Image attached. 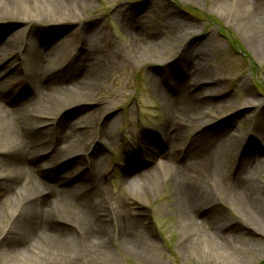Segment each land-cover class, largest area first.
Here are the masks:
<instances>
[{"label": "bare ground", "instance_id": "1", "mask_svg": "<svg viewBox=\"0 0 264 264\" xmlns=\"http://www.w3.org/2000/svg\"><path fill=\"white\" fill-rule=\"evenodd\" d=\"M213 2L216 8L226 5L221 0ZM90 5V0H0V18L3 14L19 15L18 9L25 7L27 14L23 19L43 20L41 8H47L52 10L54 20L68 25L70 33L81 37L77 42V53L64 52L65 49L59 51L55 47L44 50L46 42L41 41L42 46L33 50L34 58L29 68H23V75H17L18 83H14L16 79L11 73L15 70L10 69L7 62L13 64L21 59L26 50L24 46L32 45L33 36L27 34L22 38L0 32V71L7 72L6 78L11 82L6 88L0 81V144L8 143L0 145V157L5 161L0 191L12 200L20 199L24 205L22 212L13 211V224L4 229L0 227V259L5 264H33V257L27 253L34 249L44 252V256L61 258L65 264L93 261L99 264L112 259L118 250L139 254L155 240L153 230L145 223L148 219L142 215L134 217L132 208L111 194L100 169L106 157L96 160L98 150L92 155L87 154L85 146L89 131L85 125L89 113L62 121L58 126L53 125L52 120L44 119L52 116L44 109L46 103L60 102L64 107L87 105L104 84L109 68L125 63L131 52H146L158 49L160 45L152 35L143 37L142 27L133 24L129 28V37L134 51L129 54L120 50L111 56H102L93 44L105 42V28L75 24L81 19L80 7ZM32 6L37 9L35 14L30 13ZM233 10L236 17L238 15L237 21L253 22L254 12L255 24L259 19L260 26L264 25L261 21L264 6L259 9L256 4L251 6L245 0H238ZM63 43L62 40L58 45L63 47ZM256 47L258 52L263 51L258 45ZM48 57L60 59L59 69L49 67L50 61H44ZM192 62L184 57L176 80L168 83V89L159 88L168 109L158 131L163 137L161 143L164 146L166 143L168 151L157 153L153 168L140 165L123 168L122 188L131 196L140 190L152 191L159 175L172 166L177 192L181 196L180 212L187 229L193 226L199 233H205V237L224 244L233 243L236 248L242 236L250 231L264 238V180L260 176L263 164L259 163L264 155V125L256 130L257 134L248 135L232 133L224 136L211 129V121L220 117L216 108H222L229 96H224L221 80L214 82L215 79L198 67L200 64ZM28 76L32 77L31 82H25ZM260 102L248 93L242 106L257 109ZM44 125L48 127L44 128ZM194 126L199 130L186 142L183 133ZM43 129L55 134L54 139L45 137L50 141L42 152L38 150L47 140L41 135L48 132ZM98 136L106 146L117 144L113 129L103 128ZM138 139V152L145 154L154 149L145 134ZM246 139L256 141L258 146L245 148L246 155L239 160L235 176L227 180L218 159L234 149H242L245 144L250 145ZM221 144L225 145L224 149ZM179 152L184 155L180 157ZM231 207L235 212L239 209L240 218L237 214L229 215ZM13 230L19 232L13 234ZM9 236L11 239L4 247ZM1 248L6 250L3 252Z\"/></svg>", "mask_w": 264, "mask_h": 264}, {"label": "rangeland", "instance_id": "2", "mask_svg": "<svg viewBox=\"0 0 264 264\" xmlns=\"http://www.w3.org/2000/svg\"><path fill=\"white\" fill-rule=\"evenodd\" d=\"M90 1L92 5L80 7L81 19L75 24L80 27L102 26L105 28L107 36L105 42L93 44L102 56H111L120 50L130 54L133 47L129 28L133 24L135 26L139 24L142 27L143 37L152 35L160 41L158 49L131 52V56L125 63H117L113 68H109L104 84L87 105L64 107L65 105L60 102H50L44 106V109L52 115L44 119L52 120L55 126L60 125L62 121L78 119L89 113L85 125L89 131L88 144L85 143L87 154L92 155L98 150L96 160L102 156L106 157L100 169L105 175L111 194L119 201L128 204L133 210L134 217L145 216L148 219L145 223L155 234V240L141 253L134 254L132 251L116 249L118 251L112 259H105L104 261L107 262L99 264H264V238L256 232L250 231V234L242 236L239 240L240 244L234 248L233 243L224 244L205 237V233H199L193 226H188L187 229L180 212L181 196L177 192L173 176L175 170L172 166L165 168V172L159 175L157 185L152 191L140 190L135 196L125 192L121 178L123 168H133L135 165L153 168L157 153L163 154L168 151L166 143L165 146L161 143L164 141L158 131L168 109L165 97L159 92V88H166V83L170 84L176 80L178 68L182 66L184 57H187L189 62L193 61V64H200L198 67L203 69L206 75L215 79H212L214 82L217 79L221 80L223 94L229 96L227 102L220 104L222 108H216L215 112L220 117L211 121L209 124L211 129L218 130L224 136L232 133L257 134L256 130L264 125V119H261L264 116V25L260 26L259 19H256L255 24L254 12L253 22L237 21L238 15L236 17L233 5L238 0H221L226 2L222 8H216L213 0ZM245 1L251 6L256 4L259 9L264 6V0ZM18 12L19 15L3 14L4 17L0 18L2 34L6 36L17 34L22 38L30 34L33 36L34 46L39 48L42 46L41 41L46 42V45H43L44 50L55 47L59 51L65 49L64 52L79 51L77 42L81 39L80 34L70 33L68 25L65 26L54 20L52 10L41 8L43 20L23 19V16L27 14L25 7L18 9ZM36 12L37 9L32 6L30 13ZM261 21L264 24V17ZM254 39L256 42H253ZM62 40L65 43L63 47L58 45ZM256 45L263 51L258 52ZM22 57L24 59L22 63L16 61L12 65V62H7V66L15 67V73H11L15 79L17 75H23V68H29L34 55L28 54L25 58L24 55ZM44 61H50V68L59 69V58L48 57ZM4 75V73L0 74V79L8 86L11 82ZM31 81L32 77L28 76L25 79V82ZM248 93H252L261 100L257 109H246L242 106ZM47 127L46 125L44 128ZM103 128L114 130L117 135V144L106 146L99 141L98 134ZM198 130L199 127L194 126L188 129L186 134L183 133L185 141L191 140ZM43 131H48V134L43 133L42 137L54 139V131L47 129ZM144 134L153 144L154 149L151 148L149 152L142 154L136 150V142L138 143L139 136L142 137ZM48 141L50 140L44 141L45 146L38 151H45ZM246 142H250V145L245 144L242 149H234L230 154H223L218 159L223 173L228 177L227 180L235 176L234 170L239 160L246 155L245 148L258 146L256 141L246 139ZM6 144L8 143L0 145ZM221 145L224 149L226 143ZM183 155V152H179L180 157ZM4 163V159L0 157V175L3 174ZM259 163L263 164L260 176L264 180V155ZM108 203H105L107 208ZM231 208L232 213L229 215L237 214L240 218L239 209L235 212L234 207ZM23 209L24 205L20 199L12 200L0 191L1 228L4 229L15 222L11 218L13 211L22 212ZM12 232L16 234L19 230ZM9 239H11L10 236L5 239L4 247ZM1 249L4 252L7 247ZM27 254L33 257V264H65L63 259L58 258L60 259L58 261L54 255L51 258L44 256V252L35 249L34 252ZM0 264L5 263L0 259ZM83 264H97V262Z\"/></svg>", "mask_w": 264, "mask_h": 264}]
</instances>
